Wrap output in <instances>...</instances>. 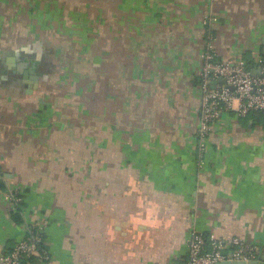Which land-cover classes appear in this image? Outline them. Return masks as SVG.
I'll return each mask as SVG.
<instances>
[{
  "label": "crops",
  "instance_id": "0c3cea01",
  "mask_svg": "<svg viewBox=\"0 0 264 264\" xmlns=\"http://www.w3.org/2000/svg\"><path fill=\"white\" fill-rule=\"evenodd\" d=\"M206 14L258 72L264 0H0V256L33 228L34 264H185L195 229L264 262V116L199 164Z\"/></svg>",
  "mask_w": 264,
  "mask_h": 264
},
{
  "label": "built area",
  "instance_id": "2783aa9c",
  "mask_svg": "<svg viewBox=\"0 0 264 264\" xmlns=\"http://www.w3.org/2000/svg\"><path fill=\"white\" fill-rule=\"evenodd\" d=\"M215 17H203L205 46L202 53V67L199 72L202 91L201 122L198 131L197 155L199 164L204 165L206 141L221 119V116L234 111L239 117H247L253 112L264 116V62L259 72L253 73L244 60H218L216 37L212 30ZM220 79H223L221 82ZM214 84V87H212ZM18 210L22 197L16 193L5 196ZM44 237L40 231L29 228V236L22 239L9 252L0 256V264H23L41 251ZM256 246L236 238L222 241L215 236L209 239L201 232L192 229L188 238V258L185 264H217L226 260H258Z\"/></svg>",
  "mask_w": 264,
  "mask_h": 264
},
{
  "label": "trees",
  "instance_id": "16d2710c",
  "mask_svg": "<svg viewBox=\"0 0 264 264\" xmlns=\"http://www.w3.org/2000/svg\"><path fill=\"white\" fill-rule=\"evenodd\" d=\"M262 56V60H261V63H263L264 62V54H262L261 55ZM252 61H247V66L249 67V65L250 64H252L251 63ZM255 113H258V112H255ZM20 207L22 208V206L20 205ZM13 218L19 223L21 220H20V213H19V211L18 210H16V212H14V214H13ZM205 235V234H204ZM206 236V235H205ZM208 239H209V237L208 236H206ZM35 261H36V256H32V257H30V258H28V259H26L24 262H23V264H34L35 263Z\"/></svg>",
  "mask_w": 264,
  "mask_h": 264
},
{
  "label": "water",
  "instance_id": "95a60500",
  "mask_svg": "<svg viewBox=\"0 0 264 264\" xmlns=\"http://www.w3.org/2000/svg\"><path fill=\"white\" fill-rule=\"evenodd\" d=\"M259 72V71H258ZM30 73H33V71L31 70ZM220 81L222 82L223 79H220ZM212 87H214V84H212ZM217 264H264V262L262 260H250V261H244V260H226Z\"/></svg>",
  "mask_w": 264,
  "mask_h": 264
}]
</instances>
